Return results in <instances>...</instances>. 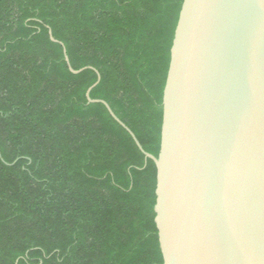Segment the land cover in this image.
Segmentation results:
<instances>
[{
    "label": "trees",
    "instance_id": "1",
    "mask_svg": "<svg viewBox=\"0 0 264 264\" xmlns=\"http://www.w3.org/2000/svg\"><path fill=\"white\" fill-rule=\"evenodd\" d=\"M182 1L0 0V264H163L155 165L85 93L157 157Z\"/></svg>",
    "mask_w": 264,
    "mask_h": 264
},
{
    "label": "water",
    "instance_id": "2",
    "mask_svg": "<svg viewBox=\"0 0 264 264\" xmlns=\"http://www.w3.org/2000/svg\"><path fill=\"white\" fill-rule=\"evenodd\" d=\"M58 43L68 70L64 45ZM94 70V69H93ZM154 223L163 264H264V0H183L162 92Z\"/></svg>",
    "mask_w": 264,
    "mask_h": 264
}]
</instances>
